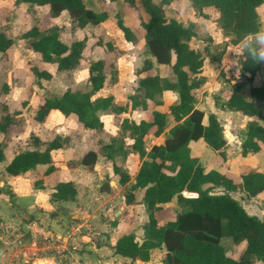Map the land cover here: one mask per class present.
I'll list each match as a JSON object with an SVG mask.
<instances>
[{
    "label": "trees",
    "instance_id": "1",
    "mask_svg": "<svg viewBox=\"0 0 264 264\" xmlns=\"http://www.w3.org/2000/svg\"><path fill=\"white\" fill-rule=\"evenodd\" d=\"M20 1L45 7L50 17L66 10L77 27L89 23L99 24L109 15L107 9L94 10L87 7L83 0H0V6L15 5ZM123 1L128 6L135 5V0ZM140 1L147 14L145 19L138 22L145 50L155 63L167 65L173 77L167 78L149 71L152 61L145 57L136 70V73L144 74L137 79L134 91L128 93L127 98L131 108L146 109L148 101L159 103V95L168 89L175 92L176 99L168 104L167 111L151 109L148 118L138 121L125 116V103L113 101L111 95L96 94L106 81L107 71L102 58H92L86 66L87 77L83 87L65 88L58 95H43L32 117L41 122L51 112L63 116L71 113L82 127L101 133L99 111L108 110L119 118L118 134L100 141L97 151L111 160V168L118 175V182L124 183L128 175L115 163L114 157L125 152L123 138L131 139L130 149L142 158L131 189L142 188L140 201L145 206L146 220L142 225L141 239L136 240L133 232L122 233L113 245L115 253L137 261L136 264H144L149 257V249L162 245V264H264V216L259 218L248 213L240 203V199H249L264 189V171L248 170L237 178H231L214 169L203 170L190 142L200 139L214 150L218 159H224L226 138L224 127L215 114L207 113L206 121L203 122V111L195 106L194 89L201 83L196 73L203 57L199 50L188 44V40L196 35L194 23L188 21L184 24L172 17L165 18L163 5L171 0ZM187 1L198 11L203 6L212 5L218 13L216 24L224 36H230L231 43L257 31L255 6L262 0ZM113 20L125 40H136L122 16L115 13ZM58 35V27L54 23L44 28L33 23L20 37L39 60L55 63L56 70L76 68L81 59L84 40L74 39L65 43ZM12 43V37L0 30V52H4ZM258 65L245 55L240 62L241 72L248 71L249 76L245 78L250 79ZM31 72L37 80L49 79L51 76L45 68L33 66ZM110 79L114 82L116 76ZM239 87V83H233L223 93L222 104L252 118L246 122L245 136L239 144L240 154L245 155L247 151L264 150V125L255 120L264 121V107L261 110L257 105L258 100L264 101V85H250L248 98L241 96ZM169 120L174 123L168 127L167 133L145 149V138L158 136L168 126ZM9 123H12V118L8 113L0 116V131L5 132ZM31 140L34 146L40 144L39 138L33 134ZM63 142L67 143V138L55 134L41 149L19 150L6 162L4 171L19 174L37 164L47 163L45 173L49 172L53 169V165L49 164L50 150L61 146ZM3 145L4 142L0 141V161L3 159ZM95 159L96 152L88 149L79 161L91 169ZM54 188L52 195L58 199H71L75 193L70 181L56 182ZM215 188H221L222 191L213 190ZM173 197L182 206L176 212L162 205ZM133 198L131 191L124 194L126 203L133 202ZM223 236L229 237L234 244L243 242L238 257L233 258L225 253L220 242Z\"/></svg>",
    "mask_w": 264,
    "mask_h": 264
},
{
    "label": "crops",
    "instance_id": "2",
    "mask_svg": "<svg viewBox=\"0 0 264 264\" xmlns=\"http://www.w3.org/2000/svg\"><path fill=\"white\" fill-rule=\"evenodd\" d=\"M185 1L186 9L188 10L190 8L192 12L196 11L195 13L198 15H194L193 12L192 17L189 18L194 24L197 23L200 25V23H206L208 19H214L218 15L212 5L203 6L201 11H198L193 9L188 4L187 0ZM255 11L258 22L257 31H259L264 29V0L255 6ZM107 18H109V15ZM107 18L100 23L106 22L108 20ZM125 25L130 27L134 33L136 27L129 24ZM113 28L118 38L120 35L122 36V32L116 25H114ZM217 30V33L220 34L219 28ZM122 39L125 41L124 43H128L131 46L136 41L131 42L124 38ZM221 39L225 40L226 38L223 36ZM124 48L127 50L129 49L127 46H124ZM145 57L151 59L152 67L154 65L158 68L163 66L168 67L164 64H154L155 62L152 56ZM97 58L100 57L97 56ZM234 59L236 58L234 57ZM236 63L240 66L238 59L234 62V64ZM223 64L218 63L217 67L213 68L209 63H206L204 60L202 61L199 71L196 73L197 77L201 79V83L194 89V96L195 106L203 111L202 121L205 122L206 114L212 112L215 114L219 123L224 127V135L226 138V146L224 148L225 157L224 159H218V162L215 159V152L204 156L205 147L207 146L204 145L200 139L191 141L190 147L193 151H197L203 169L204 166H206V164L202 162L204 160L211 164L210 168L207 170L214 169L231 178H235L238 177L235 176V174L238 173L237 165L241 163V157L243 158V162H248L249 157H252V153H248L247 155H241L240 152H237V154L233 153L235 149L237 151L240 150L239 144L242 141L241 136L243 133L239 130V127L236 128L232 124L235 123L234 121H237V118L247 119L246 121H248L249 117L235 110L228 109L222 104L224 100L223 93L230 87L228 85L227 88L222 87L225 82L216 79L215 76L221 69L225 71V76H228V73H226L227 68H232L230 70L233 71V74H235L237 69L234 65ZM149 71H147V73ZM239 71L241 72V67H239ZM143 74L144 72L137 73V79ZM240 75H245V77H247L249 76V72L243 70L239 73V76ZM116 80L111 82L110 85H113ZM240 80H243V82H238ZM233 83H239V92L241 96L248 98L250 85H264V63L258 65L250 79H239V77L229 79V85ZM115 87L116 86H111L110 89L115 91ZM99 90H97L96 94L104 95L102 92H99ZM113 94L117 96V91L113 92L111 95L114 97L113 100L117 101V97L115 95L113 96ZM160 95L159 103H155L151 106L150 110L158 109L167 111L168 104L174 102L176 99L175 92L168 89L163 90ZM216 96L219 99L218 104H220L222 108L215 103ZM261 101L264 107L263 100H258L257 105L263 110L258 104ZM128 107L132 109L133 112L137 113L139 116L138 120L150 116V110L146 112L147 108H131L130 102L128 103ZM53 114L58 113L53 112ZM259 124L264 125L263 123ZM63 129H65V126H63ZM78 129L81 130V133L70 135V138L67 139V143L63 142L61 146L50 150L51 161L49 164L53 165V169L45 173L48 164H37L33 168L19 174L6 173L4 171V165L15 152L22 150V148H18V145L12 146L7 143V141L3 140V134L0 131V141L4 142L2 148L3 159L0 161V264H123L120 259L128 258L115 253L113 245L122 233L133 230L136 234L138 227H135V224H139V229L142 231V225L146 220L145 206L140 201V192H142V188H140V192L135 188L130 189V184L134 182V175L140 163L139 156L135 151H132L130 147L128 151L125 150L124 153H118V155L123 157L122 166L128 175L127 181L119 183L118 175L114 173L111 168V160L105 158L97 151V141L96 143L92 141L90 143V140H87V131L93 129L84 128L81 124L78 126ZM167 129L168 127L158 136L146 137L144 141L145 144L146 140H149V146L152 143H157L160 137L165 135ZM105 131L107 132V136H115L119 132V126L117 124L114 128H106L104 125L102 133H106ZM55 132L56 134H60V130H56ZM236 132H238L239 135H237ZM65 133L67 132L65 131L64 134ZM33 135L39 138L40 145L38 148H43L47 140L41 138L36 131ZM51 137L47 139L49 140ZM124 138L126 139L127 137ZM197 146L200 147V150L197 149ZM34 147L36 146H30L24 149ZM88 149L96 152V159L91 169L87 168L79 161L81 155ZM259 150H262V148ZM203 157H205V159H203ZM114 160L115 163L118 164V160L115 157ZM219 165L221 169L217 167ZM59 181H70L72 183L75 193L71 199H58L52 195V192L55 190V183ZM126 185L129 187V191L134 193V203L119 202L121 199L120 191ZM135 191H138L139 194L136 195ZM215 191L222 190L221 188H217ZM23 194L32 198L30 199L31 201L24 206L20 205L16 200V198ZM260 195L261 197L264 196V189L252 197ZM113 202L118 203L119 209L116 208L112 210L110 204ZM162 205L168 206L169 204L165 202L162 203ZM125 208L128 212L124 214L121 213ZM110 214L113 215L111 218ZM140 218L141 220H139ZM132 224H134L135 230L133 226H130ZM45 235L48 236L52 242L48 243L46 246H42L41 244L37 245L35 240ZM139 240L140 239H138V241ZM232 245L234 246L237 244L232 243ZM156 252H159L161 255L159 259L155 257ZM163 254L164 248L162 245L159 247H152L149 249V257L144 264H162L161 259ZM227 255L235 258L238 253L237 255L227 253ZM131 263L136 264L137 261H131Z\"/></svg>",
    "mask_w": 264,
    "mask_h": 264
},
{
    "label": "rangeland",
    "instance_id": "3",
    "mask_svg": "<svg viewBox=\"0 0 264 264\" xmlns=\"http://www.w3.org/2000/svg\"><path fill=\"white\" fill-rule=\"evenodd\" d=\"M83 1L87 7H90L94 10H99L101 8L107 9L109 14V18H107L108 20L95 25L89 23L83 27H77L74 25L72 18L69 16L66 10L61 11L55 17H50L45 7L28 1H20L15 5L0 6V30L10 35L13 39L11 46L8 47L4 52H0V116L8 113L12 118V123L8 124L6 131L2 132V134L3 140L7 141V143L12 146L18 145L17 147L22 149L34 146L31 143V134H34L35 131L39 133L41 138H44V140H48L47 138H50L51 136L53 137V135L56 134V130H60V134L57 135L65 136L67 139L70 138V135L81 133V130L78 129L80 124L76 121L74 114L70 113L66 116H63L62 114H53L52 112V114H47L43 122L35 121L32 116L36 105L41 101L43 95H58L65 88L83 87L87 77V63L90 59L97 58V56L104 60L105 70L107 71L106 81L99 92H102L104 95H112L113 92L117 91V96L115 94H113V96L115 95L117 97L118 102H123L126 104L125 111L123 112L124 115H127L129 118L134 120H138L139 118L136 112H133L132 109H129L128 103L130 101L127 98V95L128 93L133 92L136 87L137 68L141 66L145 56L150 57V55L145 50L142 39V31L138 23L140 19L147 17V14L141 5V1L135 0V5L132 7L128 6L123 0ZM185 2V0H171L168 4H164V17L175 18L182 21L184 24L190 21L189 18L192 17V13L194 11L192 12V9L190 8L187 10L185 7ZM195 12L194 15H197ZM115 13H118L123 17L125 24L136 27L134 29L136 41L132 46L128 43H124L125 41L122 39L123 37L121 35L118 38L116 33H114L113 26L115 24L113 15ZM216 18L208 19L206 23H200V25L195 23L193 29L196 35L192 36L188 40V44L190 47L199 50L203 60L206 63H209V65H211L213 68H216L218 63H224L233 66L235 65L234 62L237 60V58L234 59V56L230 55V48L228 47L230 44H232L230 42V36H225V40L221 39L224 35L221 33L220 28L216 24ZM33 23H36L39 28H44L53 23L56 24L59 32L58 36L65 43H70L74 39H83L85 43L82 49L79 65L76 68L70 70H56L55 63H47L39 60L33 51L25 45L23 38L20 37V34ZM218 28L220 34L217 33ZM107 44H110V46H107ZM124 46H127L129 49L127 50L124 48ZM238 62H241V59L238 58ZM33 66L45 68L50 71V78H40L37 80L31 72V67ZM230 69L232 68H227L226 73H228V76H225V71H223V69H221V71L215 76L216 79L225 82L222 86L224 88H227V85L229 87L232 86V84L229 85V79L231 78H245L243 75H240L241 77L239 76L240 71L237 69L236 71L234 70L235 74L229 73ZM150 71L157 72L159 75L165 76L167 78L173 77L172 73L169 71V68L165 66L158 68L155 65L153 67L151 65ZM114 75L116 76L117 80L113 85H110V78ZM238 82H243V80ZM111 86H116V90H111ZM113 98L114 97H112V99ZM218 102L219 99L217 97L215 98V103L218 104ZM258 104L263 108L262 101ZM153 105L154 104L151 101H148L146 112H148ZM218 105L220 108H222L220 104ZM110 113L111 112L108 110L99 111V118L102 122V128L104 125L106 128H114L115 125L118 124L119 118L111 115L112 113ZM250 119L252 118L249 117V120ZM246 120L247 119L237 118V121H234L235 123L232 124L234 127L240 128L239 130L243 133L241 139H243L245 136ZM255 120L258 123L264 124V121L261 119ZM172 124L173 121L169 120L167 127L171 126ZM63 126H65V129H63ZM65 131L67 133L64 134ZM166 133L167 131L165 134ZM236 133L239 135L238 132ZM106 134L107 132L101 133L91 130L87 131L86 137L87 140H90V143L91 141L95 143L97 141L98 144L100 141H106L108 139ZM123 140V150L128 151L131 139L123 138ZM149 144V140H146L145 149H148ZM39 145L36 147H39ZM197 149L200 150V147ZM194 152L197 154L196 150ZM213 152L214 150L207 146L205 147L204 156ZM237 152H239V150L237 151L235 149V152L233 153L237 154ZM248 153H252V157H249L248 162H243V158L241 157V163L237 165L238 173H236L235 176H239V174L252 169L264 171L263 148L262 150L258 149L256 151H247L245 155ZM216 157L217 156H215V159L218 161V157ZM115 158L118 160V165L120 168H123V157L117 154ZM141 159L142 158L139 157V161ZM203 159H205V157H203ZM202 162L206 164L203 169L204 171L210 168L211 164L209 162L204 160ZM217 167L221 169L220 165ZM130 189L127 185L123 187V189L120 191L121 201L119 200V202L125 203L124 194L128 193ZM135 189L139 190V192L141 190L140 188ZM213 190H217V188ZM138 194L139 193L137 191L136 195ZM233 195L237 197L236 194ZM30 199L32 198L25 194L16 198L18 203L23 206L27 205L31 201ZM131 203H134V201ZM240 203L248 213L254 214L259 218L263 216L264 196L261 197L260 195L249 199H240ZM167 204H169L168 206L174 212L182 209V206L176 202L174 197L168 201ZM110 205L112 210H115L119 206L118 203L115 202ZM127 212L128 211L126 208L121 211L123 214ZM112 216L113 215L110 214V218ZM139 220H141V218ZM130 226L134 227V224ZM135 227H138L136 234L133 232V230L127 232H133L136 240L141 239L142 231L139 229V224H135ZM220 242L224 249H226V254L228 253L231 255H237L238 253L237 256H239L241 253L243 242L233 246L230 238L227 236L221 237ZM159 256H161L160 253L156 252L155 257L159 259ZM120 260L123 264H133L128 258H121ZM250 264L259 263L251 262Z\"/></svg>",
    "mask_w": 264,
    "mask_h": 264
},
{
    "label": "clouds",
    "instance_id": "4",
    "mask_svg": "<svg viewBox=\"0 0 264 264\" xmlns=\"http://www.w3.org/2000/svg\"><path fill=\"white\" fill-rule=\"evenodd\" d=\"M241 54L246 55L254 64L264 63V29L251 35L245 36L241 40ZM239 70V64L234 65Z\"/></svg>",
    "mask_w": 264,
    "mask_h": 264
},
{
    "label": "built area",
    "instance_id": "5",
    "mask_svg": "<svg viewBox=\"0 0 264 264\" xmlns=\"http://www.w3.org/2000/svg\"><path fill=\"white\" fill-rule=\"evenodd\" d=\"M230 48V55L234 56L235 58H239L242 59L244 57V55L241 54V50H242V45L240 44V41L232 43L228 46ZM229 73H233L232 70H229ZM52 240L50 238H48V236H43L41 238H37L35 240V243L37 245H42V246H46L48 243H51Z\"/></svg>",
    "mask_w": 264,
    "mask_h": 264
}]
</instances>
